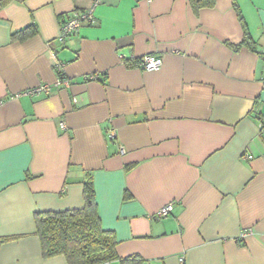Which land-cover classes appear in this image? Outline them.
I'll return each mask as SVG.
<instances>
[{
  "label": "crops",
  "instance_id": "crops-1",
  "mask_svg": "<svg viewBox=\"0 0 264 264\" xmlns=\"http://www.w3.org/2000/svg\"><path fill=\"white\" fill-rule=\"evenodd\" d=\"M93 1L0 0V264H67L34 213L82 207L86 172L120 257L264 264V0ZM238 11L256 50L227 45ZM147 54L159 69L132 63Z\"/></svg>",
  "mask_w": 264,
  "mask_h": 264
},
{
  "label": "trees",
  "instance_id": "trees-1",
  "mask_svg": "<svg viewBox=\"0 0 264 264\" xmlns=\"http://www.w3.org/2000/svg\"><path fill=\"white\" fill-rule=\"evenodd\" d=\"M194 12L215 5V0H188ZM239 20L244 30L239 44L227 43L234 50L245 46L256 50V45L247 32L239 11ZM34 30L21 33V37ZM57 76L64 79L61 71ZM83 206L62 211H38L34 213L35 233L40 241L43 257L63 255L67 264H105L117 261L119 264H140L137 255L120 257L116 251L117 241L112 230L104 229L97 212L93 179L90 172L82 180Z\"/></svg>",
  "mask_w": 264,
  "mask_h": 264
},
{
  "label": "built area",
  "instance_id": "built-area-1",
  "mask_svg": "<svg viewBox=\"0 0 264 264\" xmlns=\"http://www.w3.org/2000/svg\"><path fill=\"white\" fill-rule=\"evenodd\" d=\"M98 2L99 0H94L93 5H96ZM93 5L82 12H79V13L73 12L62 23L60 36H59L60 40H64L66 37H69L70 35L74 34L77 31V29L81 26L82 22H87L89 24L93 23ZM132 63L143 70H156L161 67L162 58L159 55L147 54V55H143L142 57L138 59H134ZM58 71H61L59 67H58ZM57 81L67 84L64 79H60L59 77ZM49 92H50V86L48 84H43V85H39L36 88L29 89L25 93L26 94H38V93L48 94ZM1 103L2 101L0 100V104ZM261 126H264V123H262ZM60 127L64 129L65 124L61 123ZM172 207H173L172 203L165 204L153 214V217L155 219H160L162 217H165L171 212ZM181 261H182V258H181Z\"/></svg>",
  "mask_w": 264,
  "mask_h": 264
}]
</instances>
